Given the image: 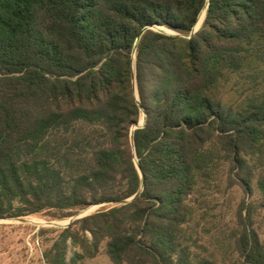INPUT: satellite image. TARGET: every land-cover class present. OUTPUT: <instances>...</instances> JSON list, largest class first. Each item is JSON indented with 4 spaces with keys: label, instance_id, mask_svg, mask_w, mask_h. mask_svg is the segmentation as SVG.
<instances>
[{
    "label": "trees",
    "instance_id": "16d2710c",
    "mask_svg": "<svg viewBox=\"0 0 264 264\" xmlns=\"http://www.w3.org/2000/svg\"><path fill=\"white\" fill-rule=\"evenodd\" d=\"M223 164L243 197L218 256L192 196ZM98 203L43 264L103 243L114 264H264V0H0V219Z\"/></svg>",
    "mask_w": 264,
    "mask_h": 264
},
{
    "label": "rangeland",
    "instance_id": "374dc122",
    "mask_svg": "<svg viewBox=\"0 0 264 264\" xmlns=\"http://www.w3.org/2000/svg\"><path fill=\"white\" fill-rule=\"evenodd\" d=\"M198 20L196 24H198ZM202 20L203 17L200 20L199 26ZM228 89L226 88L221 91L224 100L233 98V93H229ZM142 116L140 121H142ZM227 175L228 168L223 164L213 174L212 184L202 185L192 196L195 207L192 225L194 226L196 224L195 221H198L200 226L198 229L205 228L206 230H210L209 233H204L205 241L213 243L210 248L215 249L218 256L224 250H217V240L221 239L223 232H228L229 228L232 227L234 212L237 204L243 197L239 188L228 185ZM248 200L255 204L263 201L256 187L255 180L253 181V194ZM102 207H87L86 212L93 213ZM70 218L51 219L45 213H39L0 219V264H43L41 259L42 251L51 245L52 240L65 227L64 225L68 224ZM253 218L254 227L259 234L260 240L264 243V210L258 209ZM30 247L33 249L31 257H29ZM74 252H80V250L69 244L67 252V259L69 261ZM77 264L114 263L105 253V243H103L95 257L84 259ZM226 264H231V262L227 260Z\"/></svg>",
    "mask_w": 264,
    "mask_h": 264
},
{
    "label": "water",
    "instance_id": "95a60500",
    "mask_svg": "<svg viewBox=\"0 0 264 264\" xmlns=\"http://www.w3.org/2000/svg\"><path fill=\"white\" fill-rule=\"evenodd\" d=\"M202 14H203V17L205 15V9L202 11ZM197 23V22H196ZM199 27V24H195L192 32H195ZM134 58H135V55L133 53V62H132V70H131V77H132V83H133V89H134V93L135 95L137 96V89H136V83H135V70H134ZM140 109L142 110V113H143V116H142V122L138 121V122H135L132 124L131 128H130V134H132L133 130L134 129H137V128H140L144 125V122H145V113H144V110L142 109V107L140 106ZM134 158L136 160V156L134 154ZM138 167V165H137ZM139 168V167H138ZM134 197V196H133ZM133 197L125 200V201H120V202H116V203H123V202H126V201H129L131 200ZM108 203H98V204H93V205H90L89 207H102L103 205H106ZM88 207V208H89ZM88 208H85L84 210H82L79 214L77 215H74L70 218L68 224L64 225L65 227H67L72 221H74L75 219H78V218H81V217H84L86 215H89L91 213H88L86 212Z\"/></svg>",
    "mask_w": 264,
    "mask_h": 264
},
{
    "label": "built area",
    "instance_id": "2783aa9c",
    "mask_svg": "<svg viewBox=\"0 0 264 264\" xmlns=\"http://www.w3.org/2000/svg\"><path fill=\"white\" fill-rule=\"evenodd\" d=\"M32 255H33V249L30 247L29 257H31Z\"/></svg>",
    "mask_w": 264,
    "mask_h": 264
},
{
    "label": "bare ground",
    "instance_id": "6f19581e",
    "mask_svg": "<svg viewBox=\"0 0 264 264\" xmlns=\"http://www.w3.org/2000/svg\"><path fill=\"white\" fill-rule=\"evenodd\" d=\"M140 122H142V121H140Z\"/></svg>",
    "mask_w": 264,
    "mask_h": 264
}]
</instances>
